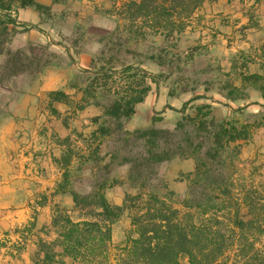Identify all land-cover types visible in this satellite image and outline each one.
I'll return each mask as SVG.
<instances>
[{
	"label": "rangeland",
	"instance_id": "rangeland-1",
	"mask_svg": "<svg viewBox=\"0 0 264 264\" xmlns=\"http://www.w3.org/2000/svg\"><path fill=\"white\" fill-rule=\"evenodd\" d=\"M35 1L43 7L0 0V264H32L37 241L56 235V208L89 218L69 190L100 191L112 204L155 193L182 210L195 189L213 207L200 218L229 229L228 217L254 203L264 223V0L176 6L189 16L170 35L128 18L129 0ZM130 63L157 83L147 79L134 113L114 120L107 97L140 80L94 70ZM251 74L260 79H244ZM87 85L94 96L86 103ZM54 90L68 99L51 100ZM197 166L202 175L192 182ZM129 227L127 212L112 224L109 264ZM234 234L213 264H242ZM253 250L264 255V233Z\"/></svg>",
	"mask_w": 264,
	"mask_h": 264
},
{
	"label": "trees",
	"instance_id": "trees-1",
	"mask_svg": "<svg viewBox=\"0 0 264 264\" xmlns=\"http://www.w3.org/2000/svg\"><path fill=\"white\" fill-rule=\"evenodd\" d=\"M20 7L33 6L41 9L43 5L35 0H14ZM169 2L170 6L165 3ZM202 0H129L125 3L124 12L128 18L139 16L150 21L154 32L170 35L175 30H182L188 12L177 11L176 6L192 5L196 8ZM132 7L134 11H131ZM174 8V9H173ZM191 8V9H192ZM144 36V34H143ZM106 78L116 81L139 78V85L130 87L120 93L112 91L107 97L104 112L111 119L128 118L134 113L135 105L142 102L151 89L146 81L157 83L154 75L144 68L123 64L120 69L103 67L94 70ZM245 80L257 82L260 75L251 74ZM51 100H67L62 90L48 93ZM94 96L89 85L82 89L81 101L88 102ZM100 131L105 133V127ZM144 132L154 134L155 129ZM191 181L202 173L199 166L195 168ZM202 179V177H201ZM67 172L57 191L64 193ZM75 207L85 209L87 219L72 220L67 213L56 208L51 226L55 237L51 240L40 238L31 257L32 264H109L112 224L125 212L130 217V227L118 252L115 264H182L181 258L188 264H213L224 254L225 248L234 244V233H239L238 255L242 264H264V255L253 250V241L264 233V223L259 218L256 204L248 203L247 210L241 216L236 211L228 217L230 227L225 229L215 218H200L213 208L202 192L190 189L183 199L185 209L179 210L171 202L155 193L126 194L121 204L110 203L103 192L79 194L69 190ZM169 193H172L169 191ZM225 231H229L227 238ZM247 233L252 241L247 240Z\"/></svg>",
	"mask_w": 264,
	"mask_h": 264
}]
</instances>
